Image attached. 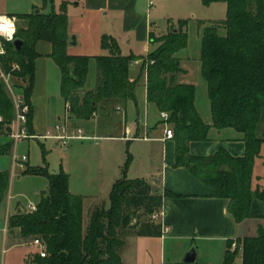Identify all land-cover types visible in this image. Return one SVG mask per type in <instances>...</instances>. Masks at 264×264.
<instances>
[{
	"label": "trees",
	"instance_id": "16d2710c",
	"mask_svg": "<svg viewBox=\"0 0 264 264\" xmlns=\"http://www.w3.org/2000/svg\"><path fill=\"white\" fill-rule=\"evenodd\" d=\"M45 2L52 0H43ZM204 5L223 2L225 17L209 21L201 37L200 69L207 85L211 124L205 123L194 105L195 87L179 84L175 75L181 71L175 52L186 46V20L178 21L161 36L150 34V42L158 45L146 55H122L117 41L110 35L101 36V47L109 54L96 55L98 83L85 92L80 100L77 91L84 85L87 55L67 52L68 0H62L59 12L18 15L26 17V28L17 27L15 38L22 40L16 49L5 42L0 55V68L27 82L23 94L29 103L38 40L51 43L49 56L61 73V96L78 118H88L100 99L124 98L134 100V82L128 71L132 61L142 59L146 65V97L160 111L168 113L167 122L173 130L175 161L173 166L187 168L191 174L214 189V196L228 200L227 210L236 222L245 218H264L260 203L264 204V178L254 185L253 167L257 158H264V129L259 122L264 110V18L263 0H201ZM204 21L199 20V24ZM173 28L176 30L174 31ZM16 64L17 68H13ZM0 136H8L14 118L13 104L0 80ZM31 109L28 113V123ZM210 127H232L242 133L245 150L242 156H232L219 147L207 156L189 149L190 141L208 138ZM29 130V129H28ZM12 140L0 143V154L9 152ZM23 173L44 175L47 189L41 194L36 210L23 208L8 219L9 232L18 230L21 237L39 238L45 244L46 255L33 256L34 264H121L119 250L125 236H161V224L140 220L162 207L163 195L152 193L150 185L141 178L126 177V163L122 173L110 189L109 204L90 210L83 228L82 200L68 190V175L62 170L50 173L44 166L26 167ZM8 190V173L0 170V200ZM165 196L174 195L165 192ZM134 220V221H133ZM227 241L221 264H264V228L256 235L237 237ZM240 254V260H237Z\"/></svg>",
	"mask_w": 264,
	"mask_h": 264
},
{
	"label": "crops",
	"instance_id": "0c3cea01",
	"mask_svg": "<svg viewBox=\"0 0 264 264\" xmlns=\"http://www.w3.org/2000/svg\"><path fill=\"white\" fill-rule=\"evenodd\" d=\"M28 2L32 10L16 12L12 8V0H0V13L15 15L18 21H21V25L18 27L26 28L28 24L27 18L18 17V15L59 12L60 5L58 10H55L52 5L45 6L47 4L45 1H43L44 7L38 6L36 0H29ZM76 4H79V0H68L66 15L71 6ZM35 7L38 10L37 13L33 11ZM199 20L205 22L203 19ZM217 20L209 18L208 22ZM68 21L67 16V52L72 54L68 51L72 43V40L69 41V37H71L70 32L68 33L67 31L69 26ZM201 25H204V23ZM171 27L173 25L168 24L165 31L156 33L153 25L146 23L145 30L141 34V37L145 40V50L141 52L135 51L130 41H127V54L124 53L119 41L115 37H112L117 41L122 55L133 53L137 56H143L149 52L150 47L154 49L158 45V42H150V34L153 33L158 37L166 34ZM181 49L174 54L179 60V67L181 69L175 75V81L179 84H191L195 87V108L202 120L207 124H211L212 119L207 85L201 75L200 63L192 61L187 57L179 56L178 52ZM34 50L37 56L34 60L35 69L31 93L28 98L31 109L28 129L29 133L34 135L33 137L45 136L48 132L47 122L53 117H57L60 121V115L55 116V113H63L62 116L66 119L71 129L79 127L82 130L88 128V121L96 117L97 113H105V125L114 126L113 128L119 129L121 134L103 136V140L125 141L128 146L140 142L142 143L140 146L145 148L141 152V156H143L141 170L129 179H144L150 185V188L153 187V190L151 189L152 193L163 195V223L167 225L168 231L162 233L161 236L132 237L127 235L128 237H126L124 244L119 250L121 264H187L183 262V258L192 246L195 247L196 257L195 261L190 264H221L227 241H233L237 237L254 236L259 227L264 228V218H245L240 222H236L227 210V199L215 197L213 187L205 184L201 179L191 174L187 168L173 166L175 161V143L173 138H165L164 134L165 126L171 127V125L161 119V111L154 103L147 100L146 65L142 64V59L132 61L128 71L129 79L134 82V100L124 98L100 99L96 102L91 116L88 118H78L73 114L69 105L61 96V73L57 64L49 56L52 50L51 43L45 40H38L34 44ZM104 50L106 53L103 55L109 54L107 49ZM87 56L90 58L88 60L86 80L84 85L77 91L80 100L85 92L95 87L99 80L97 62L94 58L96 55ZM91 58H94L95 61L94 80L92 83L87 84L88 72L91 70ZM3 84L7 95L12 101L11 92L16 95L21 94L27 82L10 75L8 84L4 82ZM56 97H59L63 102L60 110L56 108ZM97 108H100V110ZM93 128L92 125L91 130H94ZM84 136L82 139L75 140L92 138L87 135ZM0 137L3 136L1 135ZM5 138L8 139L9 136ZM57 142L59 141L56 140L53 146ZM188 145L192 152L202 156L212 154L219 147L225 148L229 154L235 157L242 156L245 150L242 133L232 127L221 129L210 127L206 140L190 141ZM261 154L264 157V144L261 147ZM102 155V158L97 160L98 162L94 165L98 168L99 176L96 174V178L98 179H96L97 181H95L91 191L86 186L88 185L86 180H82L78 185H75L71 183L70 177H68L69 192L83 197V226H86L90 210L93 207L108 206V195L111 186L122 173V166L119 160L112 159L113 161H111V159L105 157L104 153ZM130 157L131 162L128 169H130L134 154ZM263 161L264 158H257L255 160L253 168L254 180L259 176L264 177ZM85 188L86 190H84ZM165 192H170L174 195L165 196ZM5 202L4 198L0 200V264H34L33 259L29 258L30 251L25 247L23 242L14 240V232L10 233L8 228L9 217L23 208V206L19 203L11 206L10 200L9 202ZM37 202L30 204H37ZM261 211L264 213V210ZM137 214L142 215V212L138 211ZM149 220L154 221L152 219Z\"/></svg>",
	"mask_w": 264,
	"mask_h": 264
},
{
	"label": "rangeland",
	"instance_id": "374dc122",
	"mask_svg": "<svg viewBox=\"0 0 264 264\" xmlns=\"http://www.w3.org/2000/svg\"><path fill=\"white\" fill-rule=\"evenodd\" d=\"M28 1L12 0L13 10L16 12L32 10ZM36 2L38 6L44 7L42 0H36ZM60 3L61 0H52L51 3L47 1L45 6L52 5L55 10H58ZM36 9V7L33 8V11ZM225 12L226 6L223 2L204 5L201 0H79V4L72 5L67 13L69 20L67 31L71 35L69 41L72 40L68 51L78 55H103L106 51L101 47L100 40L103 34H107L119 41L124 53L127 52V41H130L135 51L141 52L145 50V40L141 34L145 30L146 23H151L157 33L165 31L168 24L178 26V21L186 20L184 29L187 33V45L178 52V55L200 63L203 28L208 24L209 18L223 19ZM199 19L205 20L204 25L199 24ZM19 25H21V21L17 20V27ZM90 65L91 70L88 72L87 84L94 80V58H91ZM55 104L58 110L63 106L59 97H56ZM97 109L100 110V108ZM56 115H60L61 122L64 120L63 113H55ZM53 118L47 122V131L51 134L56 133L53 125L59 122L57 117ZM105 124V113H97L96 117L88 121V128L83 130L84 135L92 138L72 140L66 147L61 146L60 142L53 146L56 139L44 135L21 139L12 143L9 152L0 155V169L6 170L8 173V190L3 197L4 200L6 202L10 200L11 206L19 203L24 209L30 203H36L48 187V180L44 175L23 173L24 170L18 166L12 167L13 154L17 156L27 155L26 167L45 165L50 173H58L62 170L70 177L72 184L78 185L82 180H86L88 182L86 186L88 189L90 188V191L98 179L96 176H99L98 168L94 165L98 162L97 160L102 158V153L111 161H113L112 159L119 160L122 167L126 163L125 175L127 178H132L138 174L142 167L143 156H141V152L145 149L140 146L142 143L136 142L128 146L125 141L103 140V136L121 134L119 129ZM92 125L94 130H91ZM259 129H264V110L260 118ZM2 136L0 142H6V136ZM132 154H134V159L130 169H128ZM263 178V176H259L255 180L253 178L252 189L254 185L262 184ZM260 206L262 207L261 210H264L262 202ZM141 219L149 220L151 218L148 214H142ZM13 235L15 241L23 242L30 251L29 258L33 259L37 253V248L32 242L33 237L23 238L18 230H14ZM126 237L128 236H125V239ZM235 242L236 240H233L231 244L232 249L236 246ZM237 260H240V254Z\"/></svg>",
	"mask_w": 264,
	"mask_h": 264
},
{
	"label": "built area",
	"instance_id": "2783aa9c",
	"mask_svg": "<svg viewBox=\"0 0 264 264\" xmlns=\"http://www.w3.org/2000/svg\"><path fill=\"white\" fill-rule=\"evenodd\" d=\"M150 3V1H149ZM17 20L18 18L15 15L0 13V55L5 53V42H12L15 39V34L17 31ZM13 68H17L16 64H12ZM10 73L4 72L0 68V79L8 84V80L10 77ZM12 104L15 111L14 118L10 122V131L8 133L9 138L13 143L20 141L21 139L31 138L34 135H31L28 130V113L30 111V105L26 101L23 92L21 94L12 93ZM160 117L163 121L167 122L168 113L165 111L160 112ZM0 116V120H1ZM168 124V122H167ZM55 134H51L47 132L45 137L55 138L60 142L61 146L66 147L72 140L82 139L84 138L83 130L79 127H76L70 131V127L64 119L62 122L59 121L54 124ZM165 138L171 139L173 138V130L170 126L166 125L164 129ZM27 160V155L22 154L17 156L16 154L12 155V167L18 166L21 170L26 168L25 162ZM37 208L36 204H29L24 207L26 212L35 211ZM164 211L163 208L160 207L158 210L150 214V218L154 221H157L161 224L162 233L168 231L167 225L163 223ZM33 244L37 248V253L44 257L46 255L45 252V244L39 238H33Z\"/></svg>",
	"mask_w": 264,
	"mask_h": 264
},
{
	"label": "water",
	"instance_id": "95a60500",
	"mask_svg": "<svg viewBox=\"0 0 264 264\" xmlns=\"http://www.w3.org/2000/svg\"><path fill=\"white\" fill-rule=\"evenodd\" d=\"M35 13L38 12V10L36 9L34 11ZM173 30L175 31L176 29L173 28ZM12 44L13 46L16 48V49H19L21 47V44H22V40L20 38H15L13 41H12ZM151 189L153 190V187H151ZM20 210V209H19ZM195 257H196V250H195V247L192 246L189 251L185 254L184 258H183V262L184 263H187V264H190V263H193L195 261Z\"/></svg>",
	"mask_w": 264,
	"mask_h": 264
}]
</instances>
